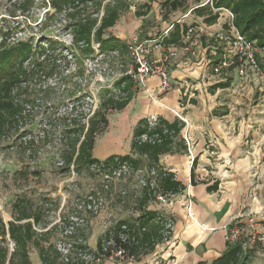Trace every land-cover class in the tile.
I'll return each mask as SVG.
<instances>
[{
    "label": "rangeland",
    "instance_id": "1",
    "mask_svg": "<svg viewBox=\"0 0 264 264\" xmlns=\"http://www.w3.org/2000/svg\"><path fill=\"white\" fill-rule=\"evenodd\" d=\"M83 1L70 0L64 4L61 0H0V46L26 42L30 43L32 50V57L20 66L24 73L4 93H0L1 101L10 103V107L15 110L14 115L0 118L7 122L0 129V223L3 222L7 230L5 238L0 233V248L7 251L8 260L16 249V246L13 251L10 249L12 243L16 245L8 233L10 222L34 223V216L40 219V225L33 227L39 235V246L34 241L28 242V251L31 264L32 260L34 264L42 263L40 249L48 248L49 245L55 247L62 239L56 222L75 211L92 189L100 187L101 179L96 171L86 164H75L71 160L78 152L76 140L82 141L84 138L85 133H80V130L82 126L88 125L89 120L100 122V117L94 114L99 111L103 98L114 96L120 100L125 96V85L121 83L117 86L118 81L126 77L125 80L132 83L133 97L140 92V83L127 74L136 67L127 49L131 38L157 37L171 22L183 20L185 14L170 13L168 6L166 9L159 8L158 14L153 12L141 20L136 14L139 6L134 3L135 0H120L130 4V7L136 4L135 16L131 19L140 22V25L134 36L129 38L118 37V32H106L105 37L113 35L118 38L120 45L126 47L125 55L117 59L109 51L104 53L95 43L92 45L93 52L89 51L85 43L78 39L77 26L82 18L85 15L88 19H92L90 16L98 18L95 6L87 9L85 15L78 11L79 8L69 11V8ZM116 1L99 0L102 3L100 12H104V6ZM197 4L189 3V9ZM130 11L132 8L123 15ZM190 18L182 24L188 26L196 20ZM130 24L131 20L127 19L122 25L127 27ZM47 40L54 43L53 48ZM206 46L207 43L202 41L197 45V58L173 61L176 62L175 66L177 62L189 66L196 63L201 65L202 62L206 64L209 84L203 87L204 97L199 99V93H196L197 96L190 99L196 107L200 105L199 100L208 107L207 111L199 110L203 121L264 122V89H261L264 79L258 75L256 80L242 79L234 68L221 76H212L211 69L217 56L210 55L207 51L209 46ZM260 66L264 68V55L260 57ZM51 69L55 70L52 74L49 73ZM225 83H229L226 88L215 87ZM120 113L109 111L106 115L108 125L103 126L96 135L97 146L93 156L99 161L123 154L128 149L129 139L125 128L115 125L121 118ZM143 160L141 167H148L146 159ZM255 176L256 180L261 178V181L255 185L254 193L258 190L259 195H263L264 169ZM135 184L134 178L118 183L116 189H126L127 196H115L101 216L88 214L87 226L79 236L85 237L93 226L91 222L105 215L109 221L106 231L113 230L120 220L134 218L145 193ZM25 212L33 217L22 219ZM256 216L258 219L259 216ZM258 225L256 232L263 240L245 245L253 252L250 260L252 264H264V222L258 219ZM246 234H251L250 230ZM58 262L63 264L60 257ZM6 264H9L8 261Z\"/></svg>",
    "mask_w": 264,
    "mask_h": 264
},
{
    "label": "crops",
    "instance_id": "2",
    "mask_svg": "<svg viewBox=\"0 0 264 264\" xmlns=\"http://www.w3.org/2000/svg\"><path fill=\"white\" fill-rule=\"evenodd\" d=\"M164 1L135 0L134 3L139 6L137 11H148L140 17L142 20L153 12L158 14ZM191 2L195 1H188ZM135 7H130L132 12L122 15L110 31L118 32V37L134 36L140 25V22H133L131 19L135 16ZM194 7L185 12L181 22L190 20V16L204 21L209 16L208 13L215 14L209 6L203 7L204 15H200ZM127 19L131 20L132 24L123 27L122 24ZM207 25L213 30L227 28L225 18H217L216 22ZM203 42L207 43V48L211 44L206 39H203ZM156 57L159 58V54ZM174 63L170 68L171 90L161 94L159 78H149L145 85L140 84V92L134 95L127 107L121 111L119 122H115V125L125 128L129 139L128 149L123 154H115L116 156L132 155L133 131L141 119L157 115L169 124L179 123L182 126L180 136L173 139L172 151L161 155L156 166L160 170L159 178L164 172L172 173L185 189L177 193V199L171 204L162 206L150 200L146 207L154 212L164 209L165 213L173 217L175 224L172 239L168 243L156 245L153 251L139 256L134 262L124 264H213L227 248L224 228L231 220L242 213H255L259 216L258 219L264 222V194L259 195L258 190L254 193L255 185L261 181V178L256 180L255 174L259 175L264 169V122H223L216 119L204 122L199 110L207 111L208 107L202 100H199L200 105L196 107L190 99L197 96L196 93H199V99L204 97L203 87L209 84L206 64L202 62L201 65L196 63L189 66L177 62L178 65L175 66ZM256 75L250 70L248 80L258 79ZM261 89H264V86ZM176 112L181 113L179 115L187 122H181L176 117ZM186 139L190 142L193 159L188 153ZM96 146L97 144L94 151ZM195 159L197 164L192 183L191 173ZM214 185L217 189L208 191V188ZM261 189H264V186ZM189 199L192 202V216L188 214L186 207ZM140 213L141 209L136 211V216L129 221L137 219ZM91 223L93 226L86 232L85 237L88 246L96 249L99 237L104 233L109 221L105 215Z\"/></svg>",
    "mask_w": 264,
    "mask_h": 264
},
{
    "label": "built area",
    "instance_id": "3",
    "mask_svg": "<svg viewBox=\"0 0 264 264\" xmlns=\"http://www.w3.org/2000/svg\"><path fill=\"white\" fill-rule=\"evenodd\" d=\"M94 1L79 2L78 6L69 8V11H73L75 8L89 9L94 6ZM206 6H209L211 11L218 15V18H225L227 28L213 30L204 21L195 20L192 24L186 26L181 33L180 45H166L165 43V38L173 26H169L161 35L155 38L142 39L140 36H134L128 43L127 49L136 67L135 70L130 69L127 74L135 82L142 85H145L149 78L158 77L160 92L166 94L172 88L170 68L173 61L197 58V45L203 39H206L211 42L207 51L212 56L218 57L216 59L218 61L213 63L211 69L212 76H221L234 68L242 79L249 77L250 70L264 79V70L260 67V57L264 55V46L258 45L255 41H250L239 32L234 25L235 13L231 9L215 7L214 0H201L195 8ZM103 13L101 11L98 16L101 17ZM178 23L182 24L181 21H178ZM158 54L159 58L156 57ZM175 114L183 122H187L177 112ZM147 124L148 132L139 137V142L153 145L161 143L163 135H166L168 130L164 127L162 132L158 131L160 117L150 115L147 118ZM186 143L188 153L193 159V151L188 139H186ZM106 166L103 161L91 166V169L100 176V187L92 189L81 204L77 205L75 211L56 222L62 239L58 241L55 248L60 254L63 264H105L106 262L124 264L136 260V257L130 254L127 247L130 240L128 225H122L116 237L111 235L104 240L100 249L90 248L87 241L79 236V233L84 231L87 226L86 216L88 214L101 216L115 196L120 198L127 196L126 189H116L118 183L134 178L136 181L135 187L150 191L153 202L162 206L171 204L178 197L177 193L163 192L159 189L160 170L157 166L134 168L129 161L121 160H115ZM187 201L188 214L192 216V202L190 199ZM157 220L162 226L163 243H168L174 233V219L165 213L164 209H160L157 211ZM258 226L256 214H239L225 226V240L230 245L240 243L246 248L245 245H248V242L255 243L263 240L262 236H259L260 234L256 232ZM247 230H250L251 234H246ZM14 247L15 245L12 243L10 245L11 251L14 250Z\"/></svg>",
    "mask_w": 264,
    "mask_h": 264
},
{
    "label": "trees",
    "instance_id": "4",
    "mask_svg": "<svg viewBox=\"0 0 264 264\" xmlns=\"http://www.w3.org/2000/svg\"><path fill=\"white\" fill-rule=\"evenodd\" d=\"M62 3H69L70 0H61ZM189 0H165L162 4V8L165 9L169 6V12H187L189 10ZM199 2V0H194ZM94 6L97 7L96 15L100 13V7L102 5L99 0L94 1ZM215 7H225L231 9L235 13L234 25L239 30V32L246 36L250 41H255L258 45L264 46V0H214ZM199 3L196 5L198 6ZM130 4H124L122 1L117 0L113 4L104 6V13L101 17L90 16L92 19L86 18L85 12L87 8L79 9L85 16L79 22L77 26L78 39H81L85 43L87 49L93 52L92 45L95 43L97 46L105 53L109 51L111 55L115 58H120L125 55L124 50L126 47L120 45V41L113 35H108L105 37L106 32L110 31L112 27L116 25L120 17L124 12L129 11ZM149 9V8H148ZM199 9V10H198ZM203 7L196 8L195 10L199 12L200 15H204L205 12L202 10ZM202 10V11H201ZM138 16H144L146 13L136 12ZM209 16L205 18L206 24H212L216 22L218 15L208 13ZM207 14V15H208ZM206 16V15H205ZM169 26H173L172 30L169 32L168 36L165 38L166 45H180L181 33L186 28L185 25L179 24L178 21L171 22ZM166 30V29H165ZM164 30V31H165ZM47 43L54 47V43L51 40H47ZM127 53V52H126ZM32 50L30 43L19 42L15 45L0 46V93H4L7 87L10 86L20 74L24 71L20 67L23 62L32 57ZM118 55V56H117ZM122 55V56H121ZM218 60H215V63ZM19 66V67H18ZM40 67L42 66L39 65ZM263 70L264 68L260 66ZM55 70H50L52 74ZM123 78L118 81L117 86L124 84L122 99H115L114 96H109L108 98H103L101 102V107L98 112L94 115L98 116L100 122H94V120H89L88 125L82 126L80 133H85L82 141L76 140L75 147L79 144L77 154L72 156L71 160L76 164H86L91 167L94 164L101 163L98 159L93 156L94 147L96 144V135L103 126L108 125V120L106 115L109 111L115 110L117 112L122 111L130 103L133 97L132 83H128ZM229 83L218 84L217 88H226ZM11 114H8L10 113ZM15 114V110L10 107V103L1 101L0 99V118L6 117L5 115L11 116ZM7 122L0 120V129L6 125ZM168 130L166 135H163L162 142L158 144H147L140 143L139 137L144 133L148 132L147 119H141L133 131V139L131 143L132 155L126 156H110L103 162L106 165L113 163L115 160L129 161L134 168L141 167L143 159L148 162V167H154L159 163V158L165 153L172 151L173 139L180 135L181 124L173 123L169 124L164 119L160 118V127L158 131L162 132L163 128ZM136 156V158H134ZM196 159L193 161L192 168V183H194V168L196 167ZM107 167V166H106ZM159 189L163 192L179 193L185 189V187L176 180L175 175L169 172H164L158 179ZM217 186H211L208 191H214ZM148 191V190H147ZM152 200L151 192H145L142 200L140 201L141 213L137 219L134 221L120 220L116 223L115 227L105 233H103L98 240L97 248H102L103 241L108 239L111 235L115 236L121 229L122 225H128L130 231V240L127 245L131 255L138 258L141 255H145L153 251L156 245L163 243V235L161 233L162 226L157 220V211H151L146 209L148 202ZM33 216L29 212H25L22 219H29ZM21 219V220H22ZM33 222H27L24 224H13L9 223L8 233L10 237L14 240L16 249L11 253L8 260L7 251L0 248V264H31L28 242L34 241L36 245L39 246L36 231L34 226L40 225V219L38 217H33ZM19 220V221H21ZM6 226L3 222L0 223V233L5 238L6 236ZM40 240V239H39ZM84 241H87V237H83ZM55 247L49 245L48 248L40 249V258L43 264H59L58 260L60 254L54 249ZM84 248H86L84 246ZM253 252L247 248H244L242 244L237 243L230 245L227 243V248L225 252L213 264H252L251 255ZM69 264H82V263H69ZM199 264H206L205 262H200Z\"/></svg>",
    "mask_w": 264,
    "mask_h": 264
}]
</instances>
